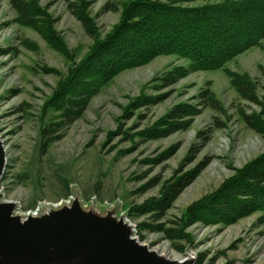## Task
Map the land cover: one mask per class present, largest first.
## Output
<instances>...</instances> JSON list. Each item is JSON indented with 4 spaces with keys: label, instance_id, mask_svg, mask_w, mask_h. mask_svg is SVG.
Returning <instances> with one entry per match:
<instances>
[{
    "label": "rangeland",
    "instance_id": "374dc122",
    "mask_svg": "<svg viewBox=\"0 0 264 264\" xmlns=\"http://www.w3.org/2000/svg\"><path fill=\"white\" fill-rule=\"evenodd\" d=\"M37 1L53 19L65 43L63 50L21 24L10 0H0V139L7 158L0 191L2 200L18 204L17 212H38L41 206L68 200L73 193L86 205L93 201L102 207L118 203L122 212H128L133 204L159 192L157 186L137 193L149 179L168 180L181 170L208 162L170 209L168 218L180 217L193 202L212 195L264 155V134L249 127L243 116L257 115L264 121L263 108L243 99L224 69L194 72L170 87H160V79L169 69L188 62L176 55L159 56L120 73L90 101L83 116L56 133L61 138L45 148L43 130L61 114L58 93L91 50L94 38L70 11L67 1ZM107 1L95 0L89 6L101 38L121 16L119 11H101ZM218 1L222 0L195 4ZM226 68L247 72L259 82L261 94L262 47L250 48L229 61ZM206 89L215 94L217 109L205 106L188 128L142 139V130L161 122L179 104L201 108L204 100L200 94ZM143 94L161 97V101L134 105ZM195 143L203 144L202 149L186 164ZM172 149L175 153L158 163ZM147 217L130 220L137 226ZM188 232L190 241L181 243L183 251L176 250L161 233L143 232L140 241L172 259H185L191 253L195 264L200 254L205 257L203 264H264L262 211L229 225L197 223ZM137 235L140 238L138 231Z\"/></svg>",
    "mask_w": 264,
    "mask_h": 264
},
{
    "label": "trees",
    "instance_id": "16d2710c",
    "mask_svg": "<svg viewBox=\"0 0 264 264\" xmlns=\"http://www.w3.org/2000/svg\"><path fill=\"white\" fill-rule=\"evenodd\" d=\"M64 1L68 2L70 11L85 31L94 38V44L73 69L70 81L58 93L61 114L43 130L45 148L59 140L61 134L56 133L80 119L90 101L120 73L163 55H176L188 62L169 69L160 79V87H170L194 72L224 69L239 95L259 105L264 113V86L261 95L259 82L247 72L226 68L229 61L250 48L260 46L264 49V0H222L198 5L195 2L204 0H108L101 11H119L121 16L103 38L89 13V6L95 0ZM10 3L21 24L37 30L60 51L64 49L65 43L55 30L53 19L47 17L37 0H10ZM200 97L204 100L202 105L199 104L201 108L188 103L179 104L161 122L142 130V139L159 138L188 128L203 107H219L210 89L203 90ZM160 98L143 94L134 105L158 103ZM243 116L249 127L264 134V121L260 116L245 113ZM198 136L202 137L201 132ZM202 146L195 143L191 147L186 164L195 160ZM174 149L158 163L171 157L176 151ZM207 165L208 162L204 161L191 170H181L168 180L160 177L149 179L137 190L143 194L160 186L157 195L133 204L128 210L130 219L148 216L137 225L140 240L143 241V232L161 233L176 250L183 251L181 243L190 241L188 229L197 223L229 225L257 211L264 213L262 155L215 193L193 202L183 216L168 218L176 200ZM204 259L200 254L196 264H203Z\"/></svg>",
    "mask_w": 264,
    "mask_h": 264
},
{
    "label": "water",
    "instance_id": "95a60500",
    "mask_svg": "<svg viewBox=\"0 0 264 264\" xmlns=\"http://www.w3.org/2000/svg\"><path fill=\"white\" fill-rule=\"evenodd\" d=\"M6 164L0 139V183ZM2 199L0 191V264H195L191 253L172 259L141 242L118 203L86 205L73 193L21 214L16 202Z\"/></svg>",
    "mask_w": 264,
    "mask_h": 264
},
{
    "label": "bare ground",
    "instance_id": "6f19581e",
    "mask_svg": "<svg viewBox=\"0 0 264 264\" xmlns=\"http://www.w3.org/2000/svg\"><path fill=\"white\" fill-rule=\"evenodd\" d=\"M182 260H185V259H182Z\"/></svg>",
    "mask_w": 264,
    "mask_h": 264
}]
</instances>
